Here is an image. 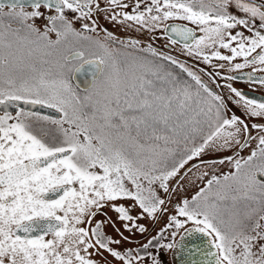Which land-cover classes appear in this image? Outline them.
<instances>
[{
    "label": "snow or ice",
    "instance_id": "1",
    "mask_svg": "<svg viewBox=\"0 0 264 264\" xmlns=\"http://www.w3.org/2000/svg\"><path fill=\"white\" fill-rule=\"evenodd\" d=\"M256 73L264 0H0V264H165L197 233L190 264H264V101L233 86Z\"/></svg>",
    "mask_w": 264,
    "mask_h": 264
},
{
    "label": "flooded vegetation",
    "instance_id": "2",
    "mask_svg": "<svg viewBox=\"0 0 264 264\" xmlns=\"http://www.w3.org/2000/svg\"><path fill=\"white\" fill-rule=\"evenodd\" d=\"M5 10H7V9H5ZM101 23L105 27H107L110 31H113L114 33H116L121 38H124L126 36H130V35H134V33H127L125 31H123L122 29H118V28L114 27L111 23L105 22L103 20L101 21ZM145 42H147L146 38H145ZM152 42H153L154 46L157 47L158 49H160L162 51H168V49H165L163 47L164 42H165L164 39H157L156 37H153L152 38ZM221 51L224 52L225 50H221ZM175 54L178 55V58L180 59V61L182 63H186L192 70L197 71V74L201 75L202 79L206 83L209 81V77L207 75H205L203 72L199 71V69L212 70L209 65L204 64L202 61H196V60H194V59H192L190 57L180 56L178 52H176ZM237 62H239V61H237ZM213 63H215V61H213ZM250 70L251 69H244L243 72L246 73V72H248ZM256 75L257 76H264V73H256ZM183 76H184L185 79H187L186 74H183ZM216 80H217V83L220 84V85H223L225 83V81L223 79H221L220 77H217ZM211 86L218 93L223 91L225 95L228 94L226 89L222 90L220 87H217L216 84H213ZM233 86L237 87L239 90H241L242 92H244L245 94H247L248 96H250L252 98H255V99L260 100V101H264V86H260L258 84L250 85L247 82L246 77H244L241 80H238V81L234 82ZM231 107L233 108V110L236 112L237 115H240V110L237 109L235 107V105H231ZM9 110H12V109H9ZM51 116H53V115H51ZM255 134H256L255 131H253V135H255ZM251 143H252L253 146L255 145V141H252ZM248 152H249V149H243V150H241V152L239 154L246 156L248 154ZM227 155H235V153L234 152H225V153H221V154L213 153L212 155H209V156L212 157V158H215V159H219L220 157L227 156ZM220 170L227 171V166H219L218 169H216L217 172H219ZM207 178L208 177H205V179H207ZM199 184H200L199 185L200 187L204 186L203 182H201V181H199ZM185 197H187V195H185ZM157 224H155L154 230H152V227H151V229H150L151 233L156 230ZM190 227H192V226H190ZM107 231L109 232V234L114 235V233H112L110 228ZM127 234L128 233H125V235H127ZM182 234H183V232L181 233V235ZM180 236L177 238L178 241L180 240ZM179 250H180L179 247L176 248L175 250H172L171 255H170L171 260L168 263L165 262V264H178Z\"/></svg>",
    "mask_w": 264,
    "mask_h": 264
},
{
    "label": "water",
    "instance_id": "3",
    "mask_svg": "<svg viewBox=\"0 0 264 264\" xmlns=\"http://www.w3.org/2000/svg\"><path fill=\"white\" fill-rule=\"evenodd\" d=\"M93 69L90 65H85L81 72L76 74L74 79V84L80 85L81 88L87 86L91 82ZM46 115H53L57 116L58 114L55 113L54 110L44 108V109H37ZM204 240L200 234H195L191 236H185L183 247H179V255H178V264H190L189 260V249H194L197 244H200ZM192 260H199L201 257L199 254H195L191 256Z\"/></svg>",
    "mask_w": 264,
    "mask_h": 264
},
{
    "label": "rangeland",
    "instance_id": "4",
    "mask_svg": "<svg viewBox=\"0 0 264 264\" xmlns=\"http://www.w3.org/2000/svg\"><path fill=\"white\" fill-rule=\"evenodd\" d=\"M26 10H30V9H26ZM213 153H215V152H213ZM213 153H209V155H212ZM218 154H221V153H218ZM190 163H194V162H190ZM187 167V166H186ZM200 167L201 168H203V165H200ZM218 169V168H217ZM183 171V170H182ZM193 171H195V169H193ZM188 175H191V173H188ZM200 184H199V180H196L195 179V177H193V183L192 184H190V185H186V191H181L180 193H179V195L180 196H185V195H187V197L188 198H190L192 195H194L195 194V192L198 190V188L200 187L199 186ZM177 199V197L176 196H174L173 197V200L175 201ZM172 211V208H171V206H169V212H171ZM166 216H167V214H165V218H163V219H161L160 220V222L157 224V227H156V230L154 231V232H152L151 233V235H156V233L162 228V227H164V224H165V222H166ZM98 219H99V217H98ZM141 223H144L146 226H148L150 229H151V227H152V224H153V222L152 221H148V220H145V221H141ZM191 225H188V227H190ZM183 231L181 230V233H182ZM128 235V234H127ZM181 234H178L177 235V238L180 236ZM150 238V237H149ZM176 238V239H177ZM136 239H138L139 241H140V243H144V242H146L143 238H141V237H139V235L137 234V237H136ZM139 245H137V244H132V245H126V247H138ZM171 252H172V250H170V251H168L165 255H164V257H163V259H164V261L165 262H170V260H171V258H170V255H171Z\"/></svg>",
    "mask_w": 264,
    "mask_h": 264
},
{
    "label": "trees",
    "instance_id": "5",
    "mask_svg": "<svg viewBox=\"0 0 264 264\" xmlns=\"http://www.w3.org/2000/svg\"><path fill=\"white\" fill-rule=\"evenodd\" d=\"M176 71H177V72H179V70H178V69H177ZM182 78H184V76H183ZM184 79H185V78H184ZM187 79H189V78L187 77Z\"/></svg>",
    "mask_w": 264,
    "mask_h": 264
}]
</instances>
